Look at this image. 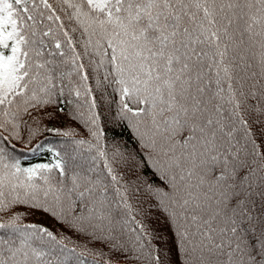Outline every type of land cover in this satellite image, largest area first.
Instances as JSON below:
<instances>
[{
    "label": "snow or ice",
    "instance_id": "6c2138e0",
    "mask_svg": "<svg viewBox=\"0 0 264 264\" xmlns=\"http://www.w3.org/2000/svg\"><path fill=\"white\" fill-rule=\"evenodd\" d=\"M85 254L264 264V0H0V264Z\"/></svg>",
    "mask_w": 264,
    "mask_h": 264
},
{
    "label": "trees",
    "instance_id": "16d2710c",
    "mask_svg": "<svg viewBox=\"0 0 264 264\" xmlns=\"http://www.w3.org/2000/svg\"><path fill=\"white\" fill-rule=\"evenodd\" d=\"M50 2L54 3V0H50ZM113 105V104H112ZM114 108V105H113ZM50 111H55L54 109H49ZM108 114V112H106ZM108 116H110L108 114ZM73 123L76 126V122L71 121L67 119V122L63 120V117L59 116L57 114V117L53 120H46L44 121V124H47L49 127L59 128L61 130L66 129L70 127V123ZM105 128H110L111 125L104 122ZM75 129V128H74ZM80 135H77L74 137L75 139H80L81 136H86V133L83 129H79ZM120 141H127L129 147H133V143L130 137V134L127 131H124L122 135H118L116 137ZM73 138H65L60 135H57L54 132H42L39 136L36 137V139L33 141V146H35L37 143H41L43 147L35 148V150H29V148H25L22 144H17V152L16 155L21 160V164L24 167H28L34 164L39 163H48L52 160V155L47 149L52 148L56 150H65L68 147V141H70ZM110 141H111V133H110ZM55 145V146H54ZM23 210V209H21ZM38 217V219L36 218ZM41 218V219H39ZM29 221L33 222H40L45 224L46 226L50 227L53 231H62L68 236H72V238L76 241L82 242V239L80 237L74 236L71 232L67 231V229H64L63 226L55 224L54 221L48 218H42L39 215H35L32 217H29ZM71 247V245H69ZM79 251V249H77ZM83 260L85 261V264H91L92 257L85 254L83 257Z\"/></svg>",
    "mask_w": 264,
    "mask_h": 264
},
{
    "label": "rangeland",
    "instance_id": "374dc122",
    "mask_svg": "<svg viewBox=\"0 0 264 264\" xmlns=\"http://www.w3.org/2000/svg\"><path fill=\"white\" fill-rule=\"evenodd\" d=\"M110 99H113L112 97H110ZM114 105V108H113V105ZM111 104V109H112V111H114L115 110V107H116V105H115V103H112ZM50 111V110H49ZM101 112H102V114H103V116H104V122L107 124V122H108V124H109V120H110V116H108V114L106 113V112H108L107 111V109L106 108H101ZM63 120L65 121V122H67V118L66 117H63ZM46 121V120H45ZM71 128H75L76 130H77V132L78 133H80V131H79V129H83L79 124H77L76 123V126L71 122L70 123V125H69ZM84 130V129H83ZM37 219H38V217H36ZM39 219H41V218H39Z\"/></svg>",
    "mask_w": 264,
    "mask_h": 264
}]
</instances>
